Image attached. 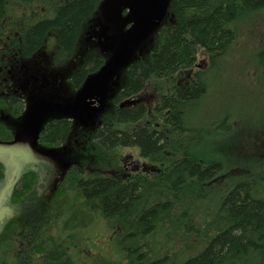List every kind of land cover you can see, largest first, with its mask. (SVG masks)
Returning <instances> with one entry per match:
<instances>
[{"label":"trees","instance_id":"trees-1","mask_svg":"<svg viewBox=\"0 0 264 264\" xmlns=\"http://www.w3.org/2000/svg\"><path fill=\"white\" fill-rule=\"evenodd\" d=\"M169 1L172 22L165 19L152 45L118 74L116 101L101 116L102 124L88 131H77L63 118L45 125L41 135L48 143L76 138L83 149L73 155L77 164L67 185L48 198L20 192L28 177L14 189L15 215L0 232V264H264V150L256 169L227 168L228 158L185 150L187 134L206 125L211 96L221 92L209 64L228 55L241 24L264 9V0ZM99 2L0 0V111L14 117L27 103L20 92L24 78L15 80L18 88L5 84L12 69L24 72L16 62H40L42 49L56 65L77 64L67 80L70 88L101 67L100 49L79 51L83 24ZM197 56H204L208 67L197 66ZM127 99L138 102L117 106ZM13 117L11 126L0 124V142L11 141L10 128L21 123L22 116L18 123ZM256 131L264 135V121ZM239 146L235 151L241 156L252 152ZM130 148L140 166L136 160L129 169L102 176L83 163ZM214 148L223 151L209 150ZM98 222L107 231L103 245L91 234Z\"/></svg>","mask_w":264,"mask_h":264},{"label":"rangeland","instance_id":"rangeland-1","mask_svg":"<svg viewBox=\"0 0 264 264\" xmlns=\"http://www.w3.org/2000/svg\"><path fill=\"white\" fill-rule=\"evenodd\" d=\"M110 2L111 0H108V3ZM169 5L170 3L167 4L166 13L169 15L167 18L170 19L172 15L169 14ZM104 8L105 11L101 12V16L106 24H113L114 28L115 24L113 20L118 16H121V27L126 22L131 21V17L122 15L126 13V9H123L122 12H117V10L111 8L110 4L109 6H104ZM92 18L93 15L83 24L81 39L79 41V51L82 53L91 50L90 47L93 46L99 51L101 45L104 44L101 38L99 46L97 42L92 40L94 38V31L90 26ZM167 18L165 19L167 20ZM240 27L241 31L239 32L238 40L233 47L228 49V51H230L228 55L215 59L213 64H209V67H211L210 75L215 76L216 82L220 81L219 90L221 92L218 93L219 95H212L210 103H208L207 109L210 110V122H206L203 128L199 126L187 134L185 150L190 151L196 156L206 155L222 160L228 158V160L225 159L227 168H233L240 164L242 166H249L250 169H256L259 168V162L255 160H259V157H262L259 152L264 150V135L256 131L264 121V118L259 115L261 113L260 109L262 108L264 110V55L262 54L264 50V9L251 19L242 23ZM148 44L150 43L148 39H146L142 42L140 47ZM100 51L106 59L111 56V54L106 51V47L101 48ZM40 53L42 57L38 58V60H41L38 64L41 63V67H30L29 64L32 61H23V65H21V61L16 62V67H24L23 69L25 70L23 73H17L15 69H12V78L10 76V80L5 84L8 85V83H13L15 84V88H18L16 84L17 79H19L18 77L24 78V80L20 79L22 81V87L20 86V88L29 90L26 93V97H24L27 101L32 100L40 91L36 88L38 81H33L32 78H28L26 75L37 73L38 77L44 75L52 79L51 72L53 71L56 73L55 76L60 74L65 77L77 65H74L71 61L63 65H56L52 63L51 60L47 61L44 58V54L46 53L43 49ZM196 63H199V65L202 66L201 68H203V66L204 68L208 67V60L204 58V56H197ZM114 76L117 77L118 73ZM26 77L28 78L27 83L25 80ZM67 83L65 79L62 85L69 89L70 87ZM42 88L45 89L43 93L46 94L39 96H43V98L50 96L53 98V101L57 100L56 95H48L50 94V87L46 89L44 86ZM236 89L241 90L238 95L234 94ZM240 94H243V98L239 96ZM235 99L243 103L247 110L243 109V105L234 103L233 101ZM251 114L256 115V117L251 116ZM262 115H264V112ZM258 116H260V118ZM81 126L82 125L78 122L77 131H84L81 129ZM78 136L81 137L80 134H78ZM73 140L80 141L76 138L70 139L71 142H73ZM183 143L181 144L183 145ZM240 144V151L243 150L242 152L246 153L247 150H250L252 152L248 153L247 156L239 155L235 151V147ZM213 147L222 148L223 151L220 153L216 148L209 150ZM229 152H232V155ZM137 154V151L132 148H130V150L120 149L119 154L109 153L102 155V153H99L96 154L97 156H91L89 160H84L83 163L86 164L90 173H94L95 170L101 173H107L121 167L129 169L131 168V163L136 160H138L136 164L140 166L141 159L137 157ZM232 178L236 179L237 177ZM91 234L98 237L101 243L107 236V231L105 227L98 222L97 225L93 226ZM92 241L95 240L92 239ZM89 245V243L85 242L83 247L87 249L90 247Z\"/></svg>","mask_w":264,"mask_h":264},{"label":"flooded vegetation","instance_id":"flooded-vegetation-1","mask_svg":"<svg viewBox=\"0 0 264 264\" xmlns=\"http://www.w3.org/2000/svg\"><path fill=\"white\" fill-rule=\"evenodd\" d=\"M172 22L171 20H169ZM96 22L91 25V27L95 26ZM96 33V31H94ZM98 35V34H97ZM36 58V57H35ZM32 57V59H35ZM31 60V59H30ZM39 63L36 60L32 61L31 63ZM196 67V66H195ZM97 73H88L83 77V79L80 81V83H77L75 87L70 88L67 94L73 93L78 89L77 86L81 85L76 91L75 94L77 96L82 93L84 94L83 97H86L83 100V103L85 106L88 105L89 107V113L88 115L84 112L81 113V117H77L78 121L75 120L76 118H69L67 115H65L62 111H51V110H46L44 108L38 107L34 111H31L30 115H28L26 112L28 111L26 109V102L25 98L26 93L29 90L23 89L20 90V92L23 93V100H24V106L21 107V111L18 115L12 116L11 114L5 115L2 111H0V124L3 125L1 127H8L11 126L10 122L13 119L16 120V123L19 122L21 116L22 119L20 120L21 126L19 128V132L16 134L15 128L16 124H14L13 127L10 128L9 133H10V139H14L15 136H17V140L21 145L25 144L28 151L33 155V160H29L26 162L20 173V177L17 180V182L14 185V188L12 190V193L14 189L20 184L21 180L24 177H28L29 181L28 184L30 186V189L28 190V184L24 186L20 190V192L27 194L28 192L30 193H35V196L37 198H48L51 193L56 191L60 186L64 188L67 185L66 182V177L67 174L69 173V170L72 165L77 164V160L75 161L73 155H75L77 152L81 151L83 149V144L82 142H78L77 140H73V142L66 141L62 142L58 145H53L48 143L42 138V132L46 124H48L49 121L54 120V119H61L63 118L67 122H72L74 125V122L77 121L80 124L86 125L84 127V131H88L91 129H94L96 126L101 125V116L105 114L109 109L113 107V102L116 101V88L119 84L116 83L115 77H111L109 80L105 82V84H109L110 90L105 94L102 91L95 93L96 87L95 84L98 83L97 79ZM105 77L107 74H104ZM28 78H32L33 81H38L37 85V90L39 89L40 93L45 92V89L42 87H52L49 90L54 89V85H57L61 79L59 76H54L52 75V79H49L47 76L42 75L41 77H38L37 73L29 74L26 75ZM25 78L26 83L28 81V78ZM71 77V73L67 74L64 79L69 80ZM63 78V76H61ZM79 84V85H78ZM104 82L102 85H105ZM85 87V88H83ZM73 90V92H72ZM11 89L2 91L3 95H7L8 92H10ZM14 93L18 92L17 90H14ZM152 97V96H151ZM77 98H82V97H77ZM67 100V98H66ZM71 100V98H70ZM69 100V101H70ZM118 101V100H117ZM121 103L118 102L117 106L119 108H122L123 106L130 107L134 104H125L123 106H120L119 104ZM19 117V118H18ZM24 117L25 120H24ZM60 117V118H56ZM18 118V119H17ZM83 118V119H82ZM86 120V121H83ZM16 134V135H15ZM96 171V170H95ZM0 188L3 185L4 182V167L0 169ZM93 174V173H92ZM100 175L106 176V173H101L99 172ZM32 182V183H31ZM12 193L10 197L8 198L7 204L9 205L10 209L12 210L13 217L15 215V205L17 203H14L11 201ZM23 202H28L27 200H24ZM10 218V219H12ZM10 220L9 218H6Z\"/></svg>","mask_w":264,"mask_h":264},{"label":"water","instance_id":"water-1","mask_svg":"<svg viewBox=\"0 0 264 264\" xmlns=\"http://www.w3.org/2000/svg\"><path fill=\"white\" fill-rule=\"evenodd\" d=\"M167 4L168 0H111L110 6L117 12L120 11L122 6L129 7L127 17H131V21L128 22H132V24L127 29H123L124 25L120 26V16L113 20L115 28L113 24L101 23L104 31L111 30L112 32L104 37L105 46L109 45L111 56L97 74L98 83L95 84V93L98 94V92L102 91L106 94L110 90L109 84H105V82L133 60L135 51L141 49L140 45L142 42L159 24L166 12ZM104 6H109L107 0L103 3L101 12L105 11ZM104 74H107V76L105 77ZM103 82L105 85H102ZM83 96L84 94L82 93L78 96L76 94L72 101L62 103H51L40 97L34 100L31 110L34 111L36 108L41 107L51 111H62L65 115H71L78 120L77 117L80 118L82 112L87 115L89 113L88 105L85 106L83 103L86 97ZM127 103L121 102L119 105L123 106ZM25 144L21 145L16 138L9 143L0 142V163L4 167L5 176L3 185L0 188V230L4 220L13 215L7 201L20 177L21 169L26 162L34 159Z\"/></svg>","mask_w":264,"mask_h":264}]
</instances>
